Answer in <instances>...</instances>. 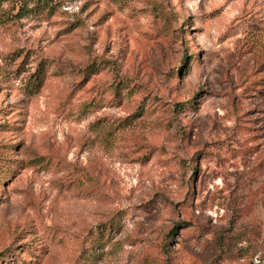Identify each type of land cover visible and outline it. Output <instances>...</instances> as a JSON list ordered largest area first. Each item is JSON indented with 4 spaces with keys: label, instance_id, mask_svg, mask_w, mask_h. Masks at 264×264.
<instances>
[{
    "label": "rangeland",
    "instance_id": "rangeland-1",
    "mask_svg": "<svg viewBox=\"0 0 264 264\" xmlns=\"http://www.w3.org/2000/svg\"><path fill=\"white\" fill-rule=\"evenodd\" d=\"M0 264H264V0L1 1Z\"/></svg>",
    "mask_w": 264,
    "mask_h": 264
},
{
    "label": "trees",
    "instance_id": "trees-1",
    "mask_svg": "<svg viewBox=\"0 0 264 264\" xmlns=\"http://www.w3.org/2000/svg\"><path fill=\"white\" fill-rule=\"evenodd\" d=\"M1 1H4V0H0V2H1Z\"/></svg>",
    "mask_w": 264,
    "mask_h": 264
}]
</instances>
